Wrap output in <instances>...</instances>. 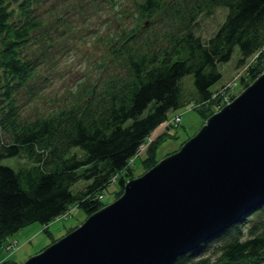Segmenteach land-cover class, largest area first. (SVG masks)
I'll return each instance as SVG.
<instances>
[{"label": "trees", "instance_id": "1", "mask_svg": "<svg viewBox=\"0 0 264 264\" xmlns=\"http://www.w3.org/2000/svg\"><path fill=\"white\" fill-rule=\"evenodd\" d=\"M41 1L0 0V246L26 225H47L70 207L94 213L106 205L103 190L111 181H119L120 196L135 177L131 159L143 143L142 161L155 165L169 126L148 138L181 107L185 75H193L201 101L193 108L207 118L221 106L222 96L212 86L222 76L219 64L231 58L235 46L241 53L237 66L247 65L240 82L247 87L264 71V0H140L135 24H124L107 38L105 74L79 87L73 102L25 120L17 93L29 88L39 65L27 46L42 26L36 7ZM216 7L226 8L225 17L203 39L195 19ZM159 13L180 20L177 32L143 45L148 20L141 19ZM4 159L26 163L4 164ZM81 181L84 185L76 187ZM255 210L264 214V204ZM247 215L212 238L229 236L216 256H203L206 242L173 264H264V217L243 237Z\"/></svg>", "mask_w": 264, "mask_h": 264}, {"label": "water", "instance_id": "2", "mask_svg": "<svg viewBox=\"0 0 264 264\" xmlns=\"http://www.w3.org/2000/svg\"><path fill=\"white\" fill-rule=\"evenodd\" d=\"M264 204V71L113 202L21 264H173Z\"/></svg>", "mask_w": 264, "mask_h": 264}, {"label": "rangeland", "instance_id": "3", "mask_svg": "<svg viewBox=\"0 0 264 264\" xmlns=\"http://www.w3.org/2000/svg\"><path fill=\"white\" fill-rule=\"evenodd\" d=\"M137 1L140 0H114L113 2L112 0H43L36 4L42 26L34 30L33 41L27 46V50L30 55L39 60V65L30 78L29 88H22L17 93L19 111L23 119H36L63 107L70 101L73 102L78 96L76 91L79 87L86 88V83L92 84L98 76L102 77L105 74L108 69V67L104 68L108 62L107 38L120 26L135 24L138 17ZM225 13L226 8L216 7L210 15H198L195 19V32L203 39L208 38L221 24ZM146 17L141 19V21L148 20V27L141 34L145 36L141 39L143 45H146L145 42L149 39L154 40V36L157 41L159 38L164 40L167 33L177 32L180 22L178 18L176 21L161 13L154 19ZM146 32L149 33V38L145 35ZM240 57L239 47L235 46L231 58L219 64L222 76L212 86L217 92L223 86L226 87L225 93L229 94L230 100L246 88V81L242 83L239 79L247 70L246 67L237 66ZM248 82L251 83L250 80ZM181 88L182 105L169 112L170 117L176 112H182L181 122L176 126L169 125L166 129L167 136H170L160 145L156 162L178 150L206 121V117L199 108H187L191 102H201L194 85L193 75L187 74L182 78ZM225 103L220 99V108ZM220 108L216 106L212 109L217 111ZM161 126L154 133H159ZM2 136L3 132L0 130V138ZM143 156L145 154L142 151L133 164L135 177L152 167L151 164L145 166L142 161ZM24 161L23 159H4L2 163H12L17 166L25 164ZM83 185L82 181L75 184L78 188ZM103 191V201L108 204L117 199L119 197L117 191L122 190L119 181H111ZM255 211L250 212L247 215L249 218L241 224L243 237H247L248 228L255 220L264 217V214ZM87 216L82 206H75L66 218H56L47 225L40 222L26 225L14 234L17 239L13 248L4 251L0 248V264L25 262L30 256L42 251L79 226ZM228 238L229 236L224 234L209 240L202 249L203 256H216L219 253V246Z\"/></svg>", "mask_w": 264, "mask_h": 264}, {"label": "built area", "instance_id": "4", "mask_svg": "<svg viewBox=\"0 0 264 264\" xmlns=\"http://www.w3.org/2000/svg\"><path fill=\"white\" fill-rule=\"evenodd\" d=\"M244 67L247 68V65L244 66ZM225 92H227V91H226V87H223V88H221V90H220L219 92H217V93H218V95H221V96H222V98H221L222 101H224V102H228V101L230 100V97H229V94H228V93H225ZM218 95H217V96H218ZM194 106H195V103L192 102V103H189V104H188V107H187V108H188V109H192ZM181 118H182V112H181V113L176 112V113L173 114L171 117H170V115H169L168 120L165 121L163 124H161L162 126L160 125V126L162 127L161 130L165 129L166 127H168V126L171 125V124H174V125L179 124V123L181 122ZM161 130H160V131H161ZM152 137H153V135H152L151 137L148 138V141H150V140L152 139ZM146 146H147V144L143 143V144L139 147V149L137 150L136 155L131 159V163H134V162H135L136 157H137L142 151L145 150ZM73 209H74V207H70V208H68L65 212H63V213H62L61 215H59L57 218H66V217H68V216L71 214V212L73 211ZM15 242H16V238H14V239L8 238V239L4 242L3 247H4L6 250L11 249V248H13L14 245L16 244Z\"/></svg>", "mask_w": 264, "mask_h": 264}, {"label": "crops", "instance_id": "5", "mask_svg": "<svg viewBox=\"0 0 264 264\" xmlns=\"http://www.w3.org/2000/svg\"><path fill=\"white\" fill-rule=\"evenodd\" d=\"M160 131V130H159ZM156 135V133H153V136H155ZM16 236V235H15ZM14 235L13 236H11L10 238L12 239V238H16L17 239V237H15ZM0 248H2V250L4 251L5 250V248L3 247V245L2 246H0ZM1 261V260H0Z\"/></svg>", "mask_w": 264, "mask_h": 264}]
</instances>
